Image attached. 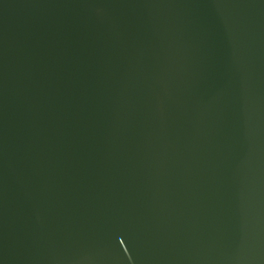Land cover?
<instances>
[{"label":"water","instance_id":"95a60500","mask_svg":"<svg viewBox=\"0 0 264 264\" xmlns=\"http://www.w3.org/2000/svg\"><path fill=\"white\" fill-rule=\"evenodd\" d=\"M0 264H264V0H0Z\"/></svg>","mask_w":264,"mask_h":264}]
</instances>
